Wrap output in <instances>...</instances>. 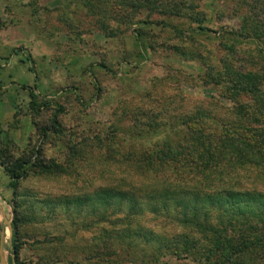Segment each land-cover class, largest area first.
Segmentation results:
<instances>
[{"label": "rangeland", "instance_id": "374dc122", "mask_svg": "<svg viewBox=\"0 0 264 264\" xmlns=\"http://www.w3.org/2000/svg\"><path fill=\"white\" fill-rule=\"evenodd\" d=\"M125 1L0 0V150L27 158L41 149L51 167L32 169L13 191L0 163L6 264L17 205L25 264H132L131 253L155 254L149 237L200 240L164 210L130 217L116 200L101 204L99 192L157 187L136 163L165 141H184L185 116H208L214 131L248 125L237 113L254 114V103L227 98L208 74L222 73L225 62L264 71V0H144L155 11ZM31 91L39 104H50L39 114L30 107ZM60 107L64 133L43 137L39 129L51 127ZM224 170L211 191L264 194V168ZM186 174L194 185L198 179ZM134 229L143 234L129 237ZM156 255L160 264L178 263Z\"/></svg>", "mask_w": 264, "mask_h": 264}, {"label": "trees", "instance_id": "16d2710c", "mask_svg": "<svg viewBox=\"0 0 264 264\" xmlns=\"http://www.w3.org/2000/svg\"><path fill=\"white\" fill-rule=\"evenodd\" d=\"M93 2L89 0V4L93 5ZM125 2L128 8L136 10L155 7L144 0ZM153 7L150 8L152 11L157 10ZM195 22L199 20L195 19ZM199 30L211 32L204 27H199ZM223 69L222 73H209L208 76H213L212 83L218 85L227 98L236 103L248 98L250 103H254V114L250 111L244 115L241 111L237 113L246 118L247 126L222 125L220 130L214 131L209 127L208 116H185L182 122L186 129L184 141H165L136 163L139 169H145L149 178L155 179L157 187L145 192L136 188L99 192L98 201L107 208L116 200L120 207L125 205L129 208L130 217L144 214L146 208H150L149 211L154 214H163L164 210L165 215L175 217L179 224L187 229L192 227L200 235V240L193 235H183L173 240L159 236L156 242L149 237L146 245L152 247L155 254L131 253L128 261L132 264H160L158 253L173 257L178 262L176 264H264V210L254 208V202L264 204V194L238 189L211 191V184L227 167L233 170L246 166L264 168V71L241 72L226 62ZM30 96V107L36 114L45 106H50L39 104L38 96L33 91ZM62 112L60 107L54 113L50 128L39 129L43 137L50 132L57 135L64 133L59 122ZM217 123L221 125L219 121ZM0 163L10 177L7 188L13 191L30 176L32 169L42 172L51 170L41 149L36 151V156L27 158H15L9 150H0ZM168 172L175 176L172 181L166 176ZM186 173L198 179L196 184L190 186L186 183ZM18 209L17 205L12 222V241L6 248L9 264H25L21 260V227L24 220ZM214 212L218 217L210 221ZM4 230L5 226H2L0 248L1 232ZM139 234L143 233L134 229L130 230L128 236ZM136 240L133 238L130 243ZM104 254L109 255L108 252ZM124 260L121 259L118 264H124ZM187 260L191 262H184Z\"/></svg>", "mask_w": 264, "mask_h": 264}, {"label": "water", "instance_id": "95a60500", "mask_svg": "<svg viewBox=\"0 0 264 264\" xmlns=\"http://www.w3.org/2000/svg\"><path fill=\"white\" fill-rule=\"evenodd\" d=\"M0 212H1L2 216L5 218V213H4V211H3L1 205H0ZM9 228H10V231H11V238H12V237H13L12 224H9ZM3 232H4V231H3ZM4 251H5V250H4V242L2 241V242H1L0 252H1L2 262H3V264H6V261H5L4 257H3V253H4Z\"/></svg>", "mask_w": 264, "mask_h": 264}]
</instances>
